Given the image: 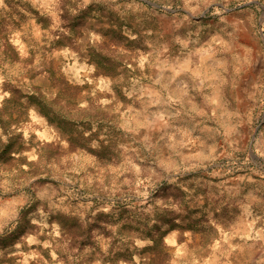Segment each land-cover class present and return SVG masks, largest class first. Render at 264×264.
Wrapping results in <instances>:
<instances>
[{
  "label": "rangeland",
  "instance_id": "1",
  "mask_svg": "<svg viewBox=\"0 0 264 264\" xmlns=\"http://www.w3.org/2000/svg\"><path fill=\"white\" fill-rule=\"evenodd\" d=\"M0 264H264V0H0Z\"/></svg>",
  "mask_w": 264,
  "mask_h": 264
}]
</instances>
